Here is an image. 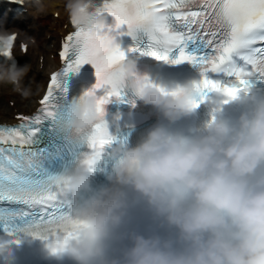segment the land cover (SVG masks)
I'll use <instances>...</instances> for the list:
<instances>
[{
  "label": "clouds",
  "instance_id": "clouds-1",
  "mask_svg": "<svg viewBox=\"0 0 264 264\" xmlns=\"http://www.w3.org/2000/svg\"><path fill=\"white\" fill-rule=\"evenodd\" d=\"M66 10L75 28L99 37L101 48L117 44L90 0H66ZM13 37L0 31V55L5 57L0 84L28 97L33 94L25 82L29 64L19 66L13 54H6L12 53ZM117 69L125 87L170 123L196 110L198 81L155 83L130 59ZM91 89L69 102L59 121L73 136L99 119L98 97ZM227 99L253 106L235 121L214 115L197 135L157 124L130 146L126 137L113 134L116 139L103 157L106 168L88 151L50 168L76 224L67 242L46 241L47 254L57 259L67 255L77 264H264V95L247 89L243 98ZM64 107L60 100L58 114ZM97 171L106 182L93 183ZM140 204L165 232L131 226L133 209Z\"/></svg>",
  "mask_w": 264,
  "mask_h": 264
},
{
  "label": "snow or ice",
  "instance_id": "snow-or-ice-1",
  "mask_svg": "<svg viewBox=\"0 0 264 264\" xmlns=\"http://www.w3.org/2000/svg\"><path fill=\"white\" fill-rule=\"evenodd\" d=\"M188 3L189 0H104L103 7L97 10L115 17V24L107 31L127 26V34L136 41L129 51L173 64L187 61L199 65L200 96L194 107L208 99L209 92L235 98L241 90L248 89L250 78L264 80V0H201L195 10H189ZM189 44L193 45L191 51ZM174 50L178 52L172 58ZM59 54L64 67L51 75L38 113L21 117L19 125L0 126V202L39 208L36 212L0 208V229L9 236L0 241V250L5 244L19 243L21 232L49 242L70 240L75 235L76 222L66 213L63 187L49 174L46 163L57 156L63 158L64 153L77 157L82 152L81 144L102 160L116 139L109 131L104 106L113 96L123 98L125 83L117 65L125 59V51L118 43L103 49L96 34L74 27ZM85 63L95 68L97 79L91 91L97 94V89L104 90L103 95H97L99 119L68 137L67 144L55 151L37 149L34 137L39 126L59 115L60 97L65 91L60 87L61 78ZM209 72L223 73L234 80L222 82L210 78Z\"/></svg>",
  "mask_w": 264,
  "mask_h": 264
},
{
  "label": "bare ground",
  "instance_id": "bare-ground-1",
  "mask_svg": "<svg viewBox=\"0 0 264 264\" xmlns=\"http://www.w3.org/2000/svg\"><path fill=\"white\" fill-rule=\"evenodd\" d=\"M58 1H61V0H58ZM54 4H56V1L55 0H51L50 1V3H49V5H54ZM39 12V16L41 17V18H43V19H46V22L48 23V29H51V26H50V17H48L46 14H45V12L44 11H42V10H39L38 11ZM38 28V27H37ZM46 40H45V38L43 37V38H41L40 39V44L43 46V44H44V42H45ZM32 76H33V79H36L37 78V76L38 75H35V74H32ZM34 88V89H33ZM33 88H32V91H33V94L32 95H30V96H28V97H23V96H21L20 95V98L18 99L21 103H23L25 100H32L33 98H34V96H35V94H36V92H37V88L35 87V86H33ZM2 114H4V112H3V110H2V107H0V116L2 115Z\"/></svg>",
  "mask_w": 264,
  "mask_h": 264
}]
</instances>
